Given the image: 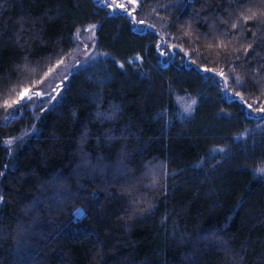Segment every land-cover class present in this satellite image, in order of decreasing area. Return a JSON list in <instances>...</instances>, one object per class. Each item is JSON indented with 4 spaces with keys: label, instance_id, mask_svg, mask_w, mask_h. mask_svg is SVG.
I'll return each instance as SVG.
<instances>
[{
    "label": "trees",
    "instance_id": "16d2710c",
    "mask_svg": "<svg viewBox=\"0 0 264 264\" xmlns=\"http://www.w3.org/2000/svg\"><path fill=\"white\" fill-rule=\"evenodd\" d=\"M258 1L145 0L156 33L96 0H0V264H264V25L242 18ZM215 30L221 48L198 37ZM182 32L215 63L162 62L159 35L186 51ZM61 60L56 96L12 111Z\"/></svg>",
    "mask_w": 264,
    "mask_h": 264
},
{
    "label": "rangeland",
    "instance_id": "374dc122",
    "mask_svg": "<svg viewBox=\"0 0 264 264\" xmlns=\"http://www.w3.org/2000/svg\"><path fill=\"white\" fill-rule=\"evenodd\" d=\"M96 1L101 2L104 5L110 3V0H96ZM121 2H126V0H121ZM257 6L259 7L257 9H260L257 12V18H258V17H260V13H264L263 11H261V9H264V1H262V0L258 1ZM128 7L130 10H134V14L137 16V20H143V21H145V24L152 25V28L155 29L154 32H156V29L158 28V26L161 25L162 21H160L159 19H156L155 15H152L153 14L152 12L154 9L150 8L149 5L146 6L145 0H143V2L141 3V5L139 7H135L134 5H128ZM236 12H237V9L234 11V14ZM111 13L112 14L120 13V14H124L125 16H127L124 12L119 11V10L116 11L115 13H113V12H111ZM236 17L241 19V16L239 14H237ZM128 18L130 19V17H128ZM256 20H258V19H256ZM256 20H254V21L256 22ZM241 23H242V21L240 22V24ZM223 24L224 23H222V25ZM152 28H148V27L143 26V25H133V29L135 31H138V32H144L146 30L153 31ZM92 34H94L93 31H88V33L86 35H84L83 38L80 39V46L77 45V48L72 53V56L74 55L75 57H73V58H75V59H73L71 61L69 59L67 62H69V61L72 62V61H75L76 59L83 58V54L89 52L88 48L91 47V45H93L92 44V41H93ZM221 34H222V36L224 35L223 32H218L215 30V31H212L211 34H209V36L206 38H205L204 34H201L198 37H200V38L202 37L205 39L208 38V39H211L213 41H218L217 38L222 37ZM182 35H184V37L182 38V41L187 46L186 52L190 53L189 56H185V54L183 52L177 51L176 49L173 50L171 47L172 46L171 43H174V41L169 42V41H171L169 38H167L166 36L159 35V39L157 41L158 45H162L161 50L167 49L165 51V55L161 56L162 62L168 63V62H171L173 60H176V61H179V63H181L184 66H190V65H192V66L198 65L199 66V64L202 65L205 62V60L207 59L208 61L215 63V61H212L213 60L212 58H207L206 55L205 56L202 55V49H201L202 46H200V44H198L199 41L197 40V38L194 35L189 36L187 33H183V32H182ZM241 35H243V34L239 33V36H241ZM255 37H257V36H255ZM203 49H205V48H203ZM178 52L182 53L183 55H179ZM192 60H195L196 63L195 64L191 63L190 61H192ZM28 70L29 69H27V68H23L22 72L26 73V74H27V72H29L28 75L38 76L37 70L36 71H33V70L28 71ZM67 72H68L67 63L65 62V63H63V66L62 65L58 66L56 69H53L51 71V73H49V74L44 73L42 75V78H41L42 81L40 82V87L38 89H35V90L29 89L30 90L29 95L33 97V99L30 101L33 102V101H38L41 99V98L35 96V93L37 91L42 92L44 94V97H46L48 99H53L56 96L57 91L59 90V87H60V84L58 83V81L64 80L65 76L67 75ZM16 100L17 99H12V101H11V105L13 106L12 111H14V112L19 109V105L14 103V101H16ZM43 100H44V98H43ZM30 101H28L26 99L25 101H22L21 104H26L27 102H30ZM37 104H39V102H37L36 104L34 103L30 106L32 108H35V107H37ZM260 117H261V120L264 121V111L262 112ZM77 167L78 168L75 170V174H77L76 178H81L80 180L83 179V181L85 179H90L88 174H82V175L79 174L81 169L83 170V168L87 167V164L82 163ZM105 168H107V166ZM95 170H97V169H95ZM153 171L154 170L152 168H147L146 173L143 177L144 178L143 180L146 179L145 181H149L148 179L151 178V174L154 175ZM86 181H88V180H85V182ZM146 185H149V183L148 184L146 183ZM57 186H58L57 184L52 185L53 192L55 191V193L51 196H48L46 199L48 202L51 201L53 203V205L52 206L50 205V207H49L51 211H58L61 208H64L70 200V199L66 198L63 201H60L59 198L58 199L56 198V196L59 195L61 193V190H62V188H59V186L57 188ZM150 186H151V184H150ZM57 189H58V191H57ZM79 192H82V191H79ZM40 197L36 198L33 202H31L29 205H27L25 207V209L23 211V213L25 215L28 216V215L34 214L37 206L40 207L41 205H43L44 208L48 207L47 203L45 201H43V200H45V196L41 197V198ZM41 219L42 218L40 217L39 222ZM42 221L47 222L45 219H42ZM36 222H37L36 218H34L33 225H35ZM20 232H22V231H20Z\"/></svg>",
    "mask_w": 264,
    "mask_h": 264
},
{
    "label": "snow or ice",
    "instance_id": "6c2138e0",
    "mask_svg": "<svg viewBox=\"0 0 264 264\" xmlns=\"http://www.w3.org/2000/svg\"><path fill=\"white\" fill-rule=\"evenodd\" d=\"M142 2H143V0H126V2H121V0H110V3L106 4L105 6L108 7L109 10L111 12H113V13H115L118 10L124 12L128 17H130L131 23L133 25H143V26H146L148 28H152V25L145 24V21L137 20V16L134 14V10H130L129 7H128V5H134L135 7H139ZM164 7L167 8V5H164ZM242 18L244 19L245 23H247L250 20H256L257 19V13L256 12H251V15L243 16ZM224 22L225 21H222V23H224ZM261 25H264V13H260V19L258 20L256 31H261V28H260ZM231 28L232 29H236L237 28V23L236 22H232L231 23ZM152 30L155 31L154 28H152ZM241 30L242 31L244 30L242 26H241ZM248 30H251V29H248ZM256 31H253V36L254 37L256 36ZM224 36H225V39H227V33L226 32L224 33ZM176 39H177V37L173 36V40H176ZM257 39H259L261 41H264V31H261V35ZM222 46H225L224 40H218L216 42V47L217 48H221ZM171 47H172L173 50H175L177 48V44L173 43ZM251 47H252V44L248 43L247 47L244 49L245 52H247V50L249 48H251ZM161 48H162V45H156V49H157L158 54L160 56H164L165 55V51L167 49L161 50ZM179 51L183 52L185 54V56H189L190 55V53L185 51L184 47H180ZM190 62L193 63V64L196 63L195 60H192ZM60 63H63V61L61 60ZM121 67H123V65H121ZM199 70L204 72V73L211 74L210 78H212L213 83L216 85L217 88H219V84L220 83H223L225 85L228 84V80H227V78L225 76V73H224L223 69H221L219 72H215V73L213 72V70L211 68H208V67H200ZM215 77H219V81H217L215 79ZM235 83L236 84H240L241 83L239 77L235 78ZM29 91L30 90L27 89V88L23 89L21 91L20 95H19V98L16 101H14V103L17 104V105H20L21 102L25 101L26 99L28 101L32 100L33 97L29 95ZM223 91L226 92L227 91V87H225L223 89ZM35 96L41 98V100H43V98H44V94L42 92H40V91H37L35 93ZM236 96L240 97L241 101H243V97L241 96L240 92H237ZM193 103H195V102H193ZM5 106L8 107V105H5ZM248 107L251 108L252 106L248 105ZM217 151L223 152L224 149L220 148ZM257 171L258 172H264V169H257Z\"/></svg>",
    "mask_w": 264,
    "mask_h": 264
}]
</instances>
